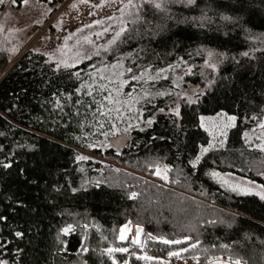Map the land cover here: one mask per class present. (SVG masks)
<instances>
[{
	"label": "trees",
	"instance_id": "16d2710c",
	"mask_svg": "<svg viewBox=\"0 0 264 264\" xmlns=\"http://www.w3.org/2000/svg\"><path fill=\"white\" fill-rule=\"evenodd\" d=\"M38 1L56 8L66 0ZM22 5L16 0L11 7ZM166 7L163 12L143 4L135 23L125 15L127 31L117 44L71 69L91 71L89 65L103 67L123 57L124 66L134 71L174 65L183 71L180 87L172 72L167 79L150 81L144 88L166 94L142 99L124 120L113 118L99 131L91 115H75L76 108L85 110L73 102L91 98L77 97L79 81L68 70L53 71V60L45 54L26 50L0 77V162L11 163L9 168L0 163V215L6 217L0 236L10 241L0 259L8 264H112L102 250L124 246L137 256L156 258L150 261L154 264H169L176 257L168 253L174 251L264 264V200L232 193L210 175L232 173L264 185V151L245 139L264 120V0H197L190 7L178 2ZM204 13L211 22L201 23ZM10 60V51L0 46V74ZM195 88L199 92L187 94ZM54 94L61 97L63 112L55 108ZM67 94H73L71 102L63 98ZM177 106L179 117L173 113ZM218 112L236 116L235 126L223 146L217 144L193 169L190 161L211 141L200 117ZM147 119L153 120L151 126L144 123ZM77 155L89 159L78 161ZM118 166L155 179L157 168H167L170 186ZM132 192L138 194L135 199L129 198ZM128 221L144 227L143 249L118 240ZM69 224L74 231L62 234ZM16 231L23 238H16ZM149 234L190 239L165 245L148 239ZM114 255L118 264L144 262L128 253Z\"/></svg>",
	"mask_w": 264,
	"mask_h": 264
},
{
	"label": "snow or ice",
	"instance_id": "6c2138e0",
	"mask_svg": "<svg viewBox=\"0 0 264 264\" xmlns=\"http://www.w3.org/2000/svg\"><path fill=\"white\" fill-rule=\"evenodd\" d=\"M6 2V0H0V5H3ZM12 4L16 3V0H10ZM21 2L24 5H27L29 0H21ZM110 3H117V0H101L100 3L97 4H90V0H79V3L89 4L92 8H103L105 6H108ZM172 2H178L181 3L187 7L193 6L197 4V0H119L120 7L117 8V11L120 13V19H121V27L119 30L115 31L114 35L107 41V43L102 46L104 52H108L110 48L117 44V41L120 39L121 35L127 31L126 25L123 24V17L125 15L134 17L132 20L133 23L140 20V12L142 11L143 4H151L152 7H154L156 10L167 12L166 5L168 3ZM72 9H77L78 4L73 3L71 5ZM95 12H90L89 15H95ZM224 21H234V18L228 15H222L220 17ZM108 20L116 19V17H107ZM196 19V18H193ZM201 23L204 21L211 22V18L207 16V13H204L200 17ZM105 23L104 19H99L94 22L95 25H103ZM93 24H87L84 25V28H92ZM112 26L109 25L108 27H105L103 29V32L95 33L97 38H99L104 33H108L110 28ZM84 29L79 28L77 29V32H82ZM75 35V33L70 34L68 37L65 38V49H67L68 40L72 39V36ZM84 42L88 45L92 46V49H88L85 51H81L80 49V42H76L75 46V52L74 55L68 59L63 58L64 49H60L62 53L61 58H57L53 63V71H61V70H68L69 76L73 77L76 81H79V83L74 88V94L77 97H89L91 98L90 101L85 102L83 99H76L73 102V106L80 105L81 108H83L85 111L81 113L80 108H76L75 115L81 116L83 115L85 119H87L88 115H91L93 120L96 122L94 126H96L97 131H99L105 122L111 123L113 118L116 120H124L125 115L124 113H132L134 111V106L142 99H148L152 97L153 95H160L163 96L166 93L164 92H157L153 94L151 91H149L147 88H144V85H147L150 81H155L156 79H167V77L164 75L165 72L168 71V69H158L156 71V74L153 76L151 75V68H143L138 69L137 71H134V68L132 66L125 67L123 64V57L117 58L116 63L111 65H104L103 67H99L96 64L89 65L88 67L91 69V71H84L83 69H79L76 71H71V69L77 68L79 64L84 63L85 61H90L93 59L94 56L100 55V48L96 47L94 45V42L89 36L84 37ZM71 51V49H69ZM211 56V53H209ZM244 56H247L248 53H243ZM52 58L50 57V61ZM208 63V62H206ZM178 65L170 66V67H177ZM208 66L215 69L216 65L212 63H208ZM115 69L117 71H109V69ZM189 72H191V68L188 69ZM85 76L87 79H85ZM137 85H140L141 88L138 90ZM178 86V85H177ZM126 87H129L130 90L128 92H124V89ZM72 95L73 94H67L63 98L67 101H72ZM55 96V94H54ZM194 101H189V103H193ZM55 108L59 109L61 112H63L64 104L61 102L60 96H55ZM160 111H163V109H160ZM174 115L177 117L180 116L179 107L177 106L173 110ZM141 113L137 112L135 118L139 119ZM218 117L221 119L223 123V127L219 131V133H216L214 130H210L208 127H206V120L208 118L201 117L200 118V127L204 128L205 131L209 133L210 136L213 137V141L216 143H208L206 147H201L200 154L197 155L193 160L190 161V164L193 169L197 167V165L200 164V161L204 154L208 153L211 149L217 146H223L224 139L222 137H226L227 135V129L230 127L235 126V122L237 120V117L232 115L229 116L227 113H219L217 114ZM103 118V119H101ZM131 118V117H129ZM213 121L216 118H211ZM144 123L148 126H151L153 124L152 119H147L144 121ZM81 127H83V124H81ZM129 128L133 127L132 124L129 123ZM259 127L261 129H264V123L260 124ZM143 130V129H142ZM127 131V128L125 129ZM107 135V133H104ZM247 133H245V137H247ZM220 137V139H218ZM259 138V137H258ZM77 139H80V137H77ZM88 147H95L94 144L87 145ZM257 147L260 149V151H264V143L257 145ZM89 157L83 156V155H77L76 160L78 161H85L88 160ZM2 163V166L4 168L11 167V163ZM168 172V169H164L165 175L162 176L163 179H167L166 173ZM156 175H161V171L159 168L156 169ZM210 175L214 178H217L220 176L217 172H211ZM225 184H227V181H223ZM99 186V185H97ZM260 187V191L255 192L256 195L260 197L261 200H264V186H258ZM232 191H243L244 194H252V189H241L239 185L232 186ZM75 191V190H74ZM136 192L130 193L129 198L135 199L137 197ZM6 217L0 215V222L5 221ZM130 223V222H129ZM210 223H215V221H211ZM83 227L86 229L88 225H83ZM74 231L73 225L69 224L66 227L61 229V233L64 235H67ZM131 228L129 225H125L124 227L119 229V236L118 239L121 242H124L128 240V236L126 235L127 232H130ZM142 232V229L137 226L136 228V235L130 240L131 245L138 246L139 248L143 249L145 242H141L140 240V233ZM16 238H23L24 233L20 231H16L14 233ZM148 239L150 240H157L159 239L160 243H163L165 245H172V244H182L185 243L187 240L190 239V237H185L184 240L180 239H165L163 237L157 238L155 236H152L151 234L148 235ZM7 243H10V241L4 240L2 236H0V250H3L6 248ZM197 243L191 244V248L197 247ZM223 248H227L228 245H221ZM89 249L86 245L81 246L82 252H87ZM189 248H184L181 251L187 252ZM115 253H128L132 256H136V259H142L146 261H151L156 258L143 255V256H137L135 252H130L129 247L124 246H115V247H108L106 249L102 250V255H107L111 261L112 264H118L117 260L115 259ZM2 254V253H0ZM169 256H175L180 257L181 252L180 251H174L169 252ZM0 264H8L7 260L0 259ZM123 264H129V260L125 259L123 261ZM214 264H229V262L221 261L219 257L215 258ZM231 264H241L240 260L232 261Z\"/></svg>",
	"mask_w": 264,
	"mask_h": 264
},
{
	"label": "rangeland",
	"instance_id": "374dc122",
	"mask_svg": "<svg viewBox=\"0 0 264 264\" xmlns=\"http://www.w3.org/2000/svg\"><path fill=\"white\" fill-rule=\"evenodd\" d=\"M73 3L78 4L77 9L71 8ZM11 4L12 3L10 0H6L3 5H0V46L8 49L11 53V60L9 64L2 70L0 77L4 75L7 70H9L12 65H14L18 58L28 49L43 53L49 59L51 57L53 61L62 57V53L59 50L64 49L63 58L68 59L74 55L77 41L80 42L81 51L92 49L91 45H88L84 42L85 36H89L96 47L103 49L102 46H104L114 35L115 31L119 30L121 27L120 13L117 11V8L121 6L119 4V0H117V3L115 4L109 2L108 6L103 8H92L89 4L79 3V0H66L61 6L56 8H51L48 5L39 2L38 0H29L27 5L23 4L19 9L12 8ZM90 4L97 3L90 2ZM90 12H95L96 14L89 15ZM110 16L116 17V19L108 20L107 17ZM99 19H104L105 23L103 25H95L94 22ZM87 24H93L94 26L92 28H84V25ZM123 24L126 25L124 19ZM109 25L112 26L109 32L104 33L99 38H97L95 33L103 32V29ZM79 28H83L84 30L82 32H77V29ZM73 33H75V35L72 36V39L68 40L67 49H65V38ZM69 49H71V51H69ZM167 69L168 71L165 72L164 75L167 77L169 72H172L174 77H176L175 79L177 80L176 85L180 87V79L183 71L178 67H171ZM109 71L117 70L110 68ZM150 74L154 76L156 71H151ZM140 88L141 86L137 85V89L139 90ZM197 92L199 91L196 88L192 90L189 89L187 94L189 93L191 96H193ZM136 107L137 104L134 106V109H136ZM219 113L225 112L201 116L208 118L206 120V127H208L210 130H214L216 133H219L223 127V123L217 115ZM228 115L232 116L231 114ZM211 118L216 119L213 121ZM262 123H264V120ZM230 128L226 130L227 133ZM246 133L248 134L245 138L246 141L252 144L254 147L258 148L257 145L264 143V129H261L259 126ZM222 138L224 139L225 137ZM218 139H220V137H218ZM210 142L216 143L213 141L212 136ZM118 167L129 172H134L131 169H127L123 166ZM160 171L161 175H158L160 177L156 179L141 173H134L149 178L164 186H170L166 182L168 179L167 173V179H163L162 176L165 175L164 169H160ZM218 179L227 190L235 194H244L243 191H232L231 188L235 185H239L241 189H252L253 195H256L255 192L260 191V187L258 186H264L257 181L237 176L236 174L232 173H220ZM223 181H227V184H225ZM176 190L181 191L179 189ZM200 199L203 200L202 198ZM128 222H130L133 226V235L127 241L130 242V240L136 235V228L138 226L142 229V232L140 233L142 242L144 227L134 224L132 221ZM121 264H123V262ZM143 264L154 263L144 260Z\"/></svg>",
	"mask_w": 264,
	"mask_h": 264
},
{
	"label": "built area",
	"instance_id": "2783aa9c",
	"mask_svg": "<svg viewBox=\"0 0 264 264\" xmlns=\"http://www.w3.org/2000/svg\"><path fill=\"white\" fill-rule=\"evenodd\" d=\"M156 251V250H154ZM219 257L221 261L229 262L231 264L232 261L240 260L241 264H246L243 260L239 258L230 257L228 255H214L206 259H202L200 257H193V256H180L179 258L176 257L172 260H170L169 264H214L215 258Z\"/></svg>",
	"mask_w": 264,
	"mask_h": 264
},
{
	"label": "bare ground",
	"instance_id": "6f19581e",
	"mask_svg": "<svg viewBox=\"0 0 264 264\" xmlns=\"http://www.w3.org/2000/svg\"><path fill=\"white\" fill-rule=\"evenodd\" d=\"M125 225H129V227L131 228V231L126 233V235L128 236V239H129V238L132 237V235H133V226H132L131 223L127 222L126 224H123V225L121 226V228L124 227ZM118 240H119V239H118ZM140 240H141V237H140ZM119 241H120V240H119ZM126 241H127V240H126ZM126 241H124V242H126Z\"/></svg>",
	"mask_w": 264,
	"mask_h": 264
},
{
	"label": "water",
	"instance_id": "95a60500",
	"mask_svg": "<svg viewBox=\"0 0 264 264\" xmlns=\"http://www.w3.org/2000/svg\"><path fill=\"white\" fill-rule=\"evenodd\" d=\"M125 136H126L125 134H122V135H120V138L123 139V138H125Z\"/></svg>",
	"mask_w": 264,
	"mask_h": 264
},
{
	"label": "crops",
	"instance_id": "0c3cea01",
	"mask_svg": "<svg viewBox=\"0 0 264 264\" xmlns=\"http://www.w3.org/2000/svg\"><path fill=\"white\" fill-rule=\"evenodd\" d=\"M126 224V223H125Z\"/></svg>",
	"mask_w": 264,
	"mask_h": 264
}]
</instances>
